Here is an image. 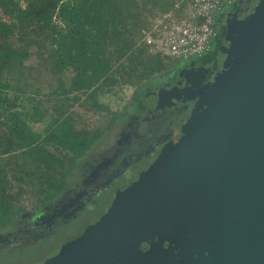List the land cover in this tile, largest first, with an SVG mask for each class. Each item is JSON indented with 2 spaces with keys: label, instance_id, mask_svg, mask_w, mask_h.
Masks as SVG:
<instances>
[{
  "label": "water",
  "instance_id": "95a60500",
  "mask_svg": "<svg viewBox=\"0 0 264 264\" xmlns=\"http://www.w3.org/2000/svg\"><path fill=\"white\" fill-rule=\"evenodd\" d=\"M147 157L33 264H264V0L155 95Z\"/></svg>",
  "mask_w": 264,
  "mask_h": 264
},
{
  "label": "trees",
  "instance_id": "16d2710c",
  "mask_svg": "<svg viewBox=\"0 0 264 264\" xmlns=\"http://www.w3.org/2000/svg\"><path fill=\"white\" fill-rule=\"evenodd\" d=\"M173 2L0 0V220L24 196L35 208L56 196L132 102L174 77L184 63L150 55L141 41ZM77 103L80 112L69 110Z\"/></svg>",
  "mask_w": 264,
  "mask_h": 264
},
{
  "label": "flooded vegetation",
  "instance_id": "af4514ba",
  "mask_svg": "<svg viewBox=\"0 0 264 264\" xmlns=\"http://www.w3.org/2000/svg\"><path fill=\"white\" fill-rule=\"evenodd\" d=\"M157 88L146 91L139 103L132 102V111L92 143L56 196L36 208L29 203L31 196L22 197L27 201L23 208L9 222H0V264H33L76 236L108 190L146 159L157 127Z\"/></svg>",
  "mask_w": 264,
  "mask_h": 264
},
{
  "label": "built area",
  "instance_id": "2783aa9c",
  "mask_svg": "<svg viewBox=\"0 0 264 264\" xmlns=\"http://www.w3.org/2000/svg\"><path fill=\"white\" fill-rule=\"evenodd\" d=\"M233 0H174L141 28V41L152 56L186 63L207 54L210 41L220 27Z\"/></svg>",
  "mask_w": 264,
  "mask_h": 264
},
{
  "label": "rangeland",
  "instance_id": "374dc122",
  "mask_svg": "<svg viewBox=\"0 0 264 264\" xmlns=\"http://www.w3.org/2000/svg\"><path fill=\"white\" fill-rule=\"evenodd\" d=\"M136 91H137V88H131V87L125 88L124 92H125L126 98H133L135 93H136ZM145 94H146V92H145ZM152 99H153V96L149 95L148 102L152 103ZM57 105H58V107H62V103L57 102ZM69 110H74L76 112H80L81 108L78 106V103H77V104H74L73 106H70ZM29 198H30V196L28 197V199ZM24 201L27 202L23 198V202ZM3 221H5V220H3V219L0 220V222H3Z\"/></svg>",
  "mask_w": 264,
  "mask_h": 264
}]
</instances>
